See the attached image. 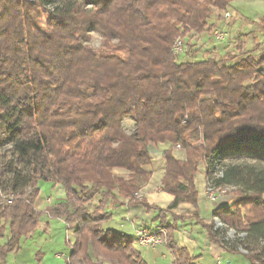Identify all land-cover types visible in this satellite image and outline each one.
Returning <instances> with one entry per match:
<instances>
[{"label":"trees","instance_id":"16d2710c","mask_svg":"<svg viewBox=\"0 0 264 264\" xmlns=\"http://www.w3.org/2000/svg\"><path fill=\"white\" fill-rule=\"evenodd\" d=\"M232 2L0 0V263L38 228L39 183L52 180L65 198L51 205V216L76 225L72 264L100 257L147 264L136 236L105 225L125 204L157 212L158 223L172 213L165 240L174 264H196L174 236L183 217L174 210L184 203L212 240L264 264V53L232 62L195 43L191 55L204 52L202 59L172 53L177 37L212 32L213 17ZM258 24L264 32V17ZM93 32L102 37L99 49ZM161 144L162 189L175 197L166 207L136 195L152 175L150 147ZM244 158L255 163H225ZM201 162L209 186L238 191L213 210L235 229L232 243L199 215ZM8 193L11 203L1 196ZM109 201L114 210L104 209Z\"/></svg>","mask_w":264,"mask_h":264},{"label":"rangeland","instance_id":"374dc122","mask_svg":"<svg viewBox=\"0 0 264 264\" xmlns=\"http://www.w3.org/2000/svg\"><path fill=\"white\" fill-rule=\"evenodd\" d=\"M232 7V8H231ZM235 9L236 15L232 13V17L228 19V24L226 25V21L224 20V12L225 10H222L220 12V18L217 16L213 17V21L216 23L215 28H225L228 33V43H217L212 37V34L210 33L209 36L206 35L204 39V43L207 45L206 48L202 47V51L208 50L210 51V54L215 56L216 58H223L225 54L229 53V56H234L232 58V62L238 60L242 54L247 52H253V53H264V32L262 28L260 27L259 20L261 17H264V0H233V4H231L230 7H227L226 10H233ZM192 33H195L193 31ZM200 34V33H198ZM193 37L187 39V51L179 56L178 58L180 60L186 59H192L191 51L189 50V43H195L193 41ZM90 43L95 47L96 49H99L102 44V37L100 33L93 32ZM194 46L197 47V44L195 43ZM192 49V48H191ZM211 49V50H210ZM204 52L199 53L194 57L193 59H202L204 57ZM126 127L129 129V123H126ZM160 148H156L154 146L150 147V151L153 153L154 157L158 156V159L153 160V165L151 166V169L154 168L158 170L161 169V166L163 165L162 160H160V157H162V150L167 148L166 144H161L159 146ZM157 149V150H156ZM179 151V152H177ZM4 153V152H3ZM2 153V154H3ZM5 154H9L8 151H5ZM176 154L180 156H183L184 152L182 150H179L177 148ZM186 157V156H185ZM225 163L227 164H242V163H255L254 160L250 159H240V160H226ZM207 172V163H200L199 165V174L204 175V178L200 179L198 176L196 178V184L199 189L200 194L202 195V192H205L203 197L205 198L204 201H206L210 205H214V202L209 200L207 197V189L211 186H209V181L206 177ZM116 173L119 174H125L124 170L116 169ZM216 177L221 175V171L218 170L215 173ZM55 181H41L39 183L41 187L40 196L39 198L42 199V205L40 208H38V211L42 212V217L40 218L38 228L40 229V235L45 238L47 241L52 240V242L48 245L50 248L49 252L52 256L54 254H61L59 258H61L64 262H66V259L68 257V254H65L66 252L69 253L70 249L72 248L73 244L75 243V226L71 227L70 229L67 228L65 219H59L60 217L51 216L50 214V207L54 204L56 201L55 198L57 197L56 190L54 189V183ZM215 194L220 196V198H223L226 195H232L234 196V199H238L237 196V190L233 186L225 187L221 191L218 188H214ZM138 193V192H137ZM136 193V194H137ZM52 197L54 200L51 202H48V198ZM98 204V200L95 201L94 205H92V208H94ZM114 205H112V202H108L106 206H104L105 210H114ZM113 208V209H112ZM250 208V206H249ZM256 208L255 210H257ZM245 211V210H244ZM248 214H253L249 209H246L245 211ZM157 213V212H155ZM176 213V212H175ZM179 216H183L182 218H187L188 215H186L183 212L178 213ZM175 218H177L176 215H174ZM185 216V217H184ZM191 218V217H190ZM165 219L167 220L165 223H159L154 227V230L156 232H159L166 238L170 232H172L171 228L167 226L166 223H175L174 218L172 216V213H169L168 215L165 214ZM161 220V218H160ZM48 222V223H47ZM109 227L118 230L116 227V219L115 217H112L109 221ZM107 222V223H108ZM211 222L214 225V228L216 230H219L220 232H223V236L226 240H229L230 243L233 242L237 238V233L235 232L234 228L226 226L224 223L221 222L219 218H215L211 220ZM107 223L105 225H107ZM73 224V223H71ZM75 225V224H74ZM41 226V227H40ZM138 227H146L145 225L138 226ZM134 227L131 226V224H127L124 226V230L126 234H132L134 235ZM123 230V231H124ZM120 231V230H118ZM47 234L48 236H45ZM31 242V246L29 248H33L35 251L34 244L36 241L29 240ZM45 242V241H43ZM43 242L41 243L42 247H45L43 245ZM28 245V244H27ZM242 249V248H240ZM222 259L226 258L228 261L232 259V255L229 253L228 255L224 254ZM236 260V261H235ZM235 262L237 264H246L247 258L244 254H239L238 256H235ZM207 264H216V259L213 257L207 258Z\"/></svg>","mask_w":264,"mask_h":264},{"label":"crops","instance_id":"0c3cea01","mask_svg":"<svg viewBox=\"0 0 264 264\" xmlns=\"http://www.w3.org/2000/svg\"><path fill=\"white\" fill-rule=\"evenodd\" d=\"M232 13L234 15L237 14L235 9L232 10ZM185 156L186 155L184 152L183 156H180V158H185ZM154 159L159 160V157L156 156L153 158V160ZM160 160H162V157H160ZM164 173H165L164 162L163 165L161 166V169L159 168L158 170H156L152 168V175L149 181L146 182L141 187V189L138 191L136 195L140 198H145L150 205H158L160 207H166L169 203H171L174 200L175 197L174 195L165 192L162 189L161 180L164 176ZM198 176L200 177V179L204 178V175L203 176L200 175L199 172L197 173V177ZM52 184L54 185L53 187L57 193V197L55 198V200L64 199L65 192L63 186L57 182H54ZM202 193L203 194L201 195L199 192V199H198L199 215L206 222H211L212 219L215 220L216 217L213 216V210L216 207H218L221 204H231L232 202L235 201L234 196L229 194L224 196L223 198H220V196H218V199L215 201L207 197L209 200L214 202V205H210L206 201H204L205 198L203 197V195L205 192ZM48 199L52 200L53 198L49 197ZM52 201L54 202V200ZM41 205H42V199L38 198L35 203L36 209L40 208ZM193 210L194 209L192 205L184 203L181 204L174 211L177 214L183 212L189 216ZM154 215H155L154 211L147 212L141 206L131 207L125 204L121 207L120 210L115 209L112 217H115L116 219V227L118 228V230L125 233L124 226H126L127 224H131V226L134 227L133 229L134 236H136L137 231L143 229V227H138V226H142V225L155 226L158 224V222L153 221ZM66 224H68L67 228L69 229L71 227L76 226L74 224H69V223ZM177 224H178V229L175 231L174 236L178 241V243L184 246L189 251V253L193 257H195L196 264H207L208 256L215 258L216 264H237L235 262L236 261L235 256H238L239 254H243V251L240 248H239V252H231L227 248L223 247L219 242L212 240L206 228L203 227L200 223H198L194 218H188V217L184 219L181 218L177 221ZM106 226L109 227V222L107 223ZM45 236L48 235L45 234ZM29 240L36 241L34 244V247L36 248L35 251L33 250V248H29V246H31V242ZM5 241L6 239L3 238L0 240V243L4 244ZM42 242L43 245H45V247L41 246ZM51 242L52 240L47 241L45 238H43L40 235V229L37 228L32 235L23 237L21 239L20 247L17 250L9 252L6 255L4 263H0V264H67V263L72 264L71 262H68L67 259L66 262H64L61 258H59L61 254H54V256L50 254L49 252L50 248L48 247V245ZM135 245L142 252L145 262L147 264H174V256L170 248L167 246L166 242L158 246H149V245H142L137 241ZM71 249L69 253L66 252L65 254L70 255ZM229 253L233 257L229 261L227 258L226 260L221 258L224 256V254L228 255ZM98 260H100L101 264H118L115 261L108 260L102 257H100ZM246 264H251V262L248 260Z\"/></svg>","mask_w":264,"mask_h":264},{"label":"built area","instance_id":"2783aa9c","mask_svg":"<svg viewBox=\"0 0 264 264\" xmlns=\"http://www.w3.org/2000/svg\"><path fill=\"white\" fill-rule=\"evenodd\" d=\"M224 20L226 21V25L228 24V19L232 17V11L231 10H225L224 14ZM193 31L187 33L185 36H179L176 38V40L173 43L172 46V53L174 56L179 57L183 55L187 50V39L191 36L194 38L193 41L200 47L206 48L207 45L204 43V39L207 36L212 34L213 39L217 43H228V33L225 28H215L212 32L204 31L200 34L197 32L192 33ZM215 187H209L207 189V196L211 200H217L218 195L215 194ZM221 191H224L221 189ZM2 199L6 200L8 203L13 202L15 195L13 193H8L6 195L1 194ZM51 199H48V202H51ZM137 241L142 245H149V246H158L162 245L166 242L164 236L156 231H147L144 229H140L137 231L136 234ZM67 261L71 262L70 256L68 255ZM96 264H101L100 260L96 262Z\"/></svg>","mask_w":264,"mask_h":264},{"label":"water","instance_id":"95a60500","mask_svg":"<svg viewBox=\"0 0 264 264\" xmlns=\"http://www.w3.org/2000/svg\"><path fill=\"white\" fill-rule=\"evenodd\" d=\"M151 157H153V153H151Z\"/></svg>","mask_w":264,"mask_h":264}]
</instances>
